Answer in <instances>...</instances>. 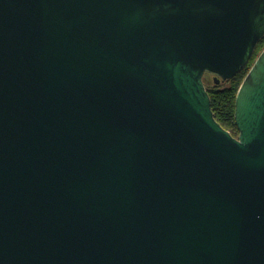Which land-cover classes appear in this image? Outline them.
Returning <instances> with one entry per match:
<instances>
[{"label":"water","instance_id":"water-1","mask_svg":"<svg viewBox=\"0 0 264 264\" xmlns=\"http://www.w3.org/2000/svg\"><path fill=\"white\" fill-rule=\"evenodd\" d=\"M264 0H0V264H264Z\"/></svg>","mask_w":264,"mask_h":264},{"label":"trees","instance_id":"trees-1","mask_svg":"<svg viewBox=\"0 0 264 264\" xmlns=\"http://www.w3.org/2000/svg\"><path fill=\"white\" fill-rule=\"evenodd\" d=\"M263 47L264 36L257 43L255 51L246 66L231 79L221 82L219 85L214 84L212 79L213 85L210 87L206 82L207 79L204 78V84L211 99V109L215 119L235 137L238 135L234 118L236 94L242 80Z\"/></svg>","mask_w":264,"mask_h":264},{"label":"rangeland","instance_id":"rangeland-1","mask_svg":"<svg viewBox=\"0 0 264 264\" xmlns=\"http://www.w3.org/2000/svg\"><path fill=\"white\" fill-rule=\"evenodd\" d=\"M260 52H261V51H260ZM260 52H259V53H260ZM255 59H256V58H255ZM206 79H207L206 82H207L208 85L211 87V86L213 85V84H212V83H213V82H212V79H213L212 75L207 74V75H206Z\"/></svg>","mask_w":264,"mask_h":264},{"label":"flooded vegetation","instance_id":"flooded-vegetation-1","mask_svg":"<svg viewBox=\"0 0 264 264\" xmlns=\"http://www.w3.org/2000/svg\"><path fill=\"white\" fill-rule=\"evenodd\" d=\"M207 74H210V75H212V77H213V74H212V73L206 72V73L204 74V78H206V75H207Z\"/></svg>","mask_w":264,"mask_h":264}]
</instances>
